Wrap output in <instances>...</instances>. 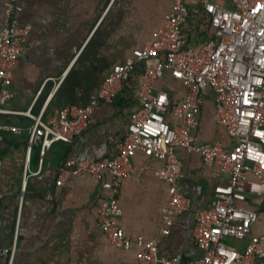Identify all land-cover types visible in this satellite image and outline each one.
<instances>
[{
  "label": "crops",
  "instance_id": "0c3cea01",
  "mask_svg": "<svg viewBox=\"0 0 264 264\" xmlns=\"http://www.w3.org/2000/svg\"><path fill=\"white\" fill-rule=\"evenodd\" d=\"M18 1L19 19L30 28L13 68L11 96L3 104L6 111L0 113V123L6 126L0 130V247L15 243L12 264H137V250L114 247L97 223L92 205L105 196L101 179L83 174L57 185L55 176L67 157L116 153L131 115L140 107L142 64L113 100L93 105L86 129L72 141H55L41 152L39 140L29 142V130L33 116L48 119L61 107L88 104L112 66L131 59L132 49L154 38L171 0ZM185 1L190 13L183 31L188 43L197 47L210 35L208 22L195 11L201 0ZM214 1L231 6L230 0ZM6 23L0 0V27ZM152 88L165 90L171 102L179 101L184 90L168 70ZM167 117L179 122L170 113ZM193 133L197 142L230 143L215 120L210 91L204 95ZM175 152L183 173L179 185L190 199L188 210L175 217L167 235L158 234L167 183L154 174L161 162L137 150L131 156L132 173L121 179L117 223L128 236L157 237L161 252L174 261H187L201 254L191 239L193 212L210 204L214 185L226 182L228 174L204 164L196 153L180 147ZM263 228L261 218L248 236L230 245L244 247ZM257 264H264V256Z\"/></svg>",
  "mask_w": 264,
  "mask_h": 264
},
{
  "label": "built area",
  "instance_id": "2783aa9c",
  "mask_svg": "<svg viewBox=\"0 0 264 264\" xmlns=\"http://www.w3.org/2000/svg\"><path fill=\"white\" fill-rule=\"evenodd\" d=\"M230 3L226 7L201 0L195 11L208 22L210 35L192 47L183 31L190 8L185 0H171L154 38L132 49L131 59L114 64L88 104L61 107L48 119L33 116L29 142L39 140L41 152L55 141L70 142L86 129L93 105L113 100L142 64L140 107L131 115L116 153L67 157L55 176L57 185L83 174L101 179L105 196L92 205L97 223L114 247L137 250V264H257L264 256V228L240 249L227 243L228 238L248 236L264 218V0ZM2 5L7 23L0 27V113L6 111L3 104L11 96L13 68L30 28L19 19L18 0H2ZM166 70L184 88L177 102H171L165 90L153 91V81ZM207 91L213 94L215 120L224 127L229 144L195 140L193 130ZM168 113L179 122L171 123ZM5 127L0 123V130ZM176 147L228 174L226 182L214 185L210 204L193 212L191 239L201 254L187 261H174L161 252L157 237L128 236L117 223L121 179L132 173L131 156L137 150L161 162L154 174L167 183L158 234L167 235L175 217L188 210L190 199L179 185L183 173ZM14 253L15 243L0 247L4 264H12Z\"/></svg>",
  "mask_w": 264,
  "mask_h": 264
},
{
  "label": "rangeland",
  "instance_id": "374dc122",
  "mask_svg": "<svg viewBox=\"0 0 264 264\" xmlns=\"http://www.w3.org/2000/svg\"><path fill=\"white\" fill-rule=\"evenodd\" d=\"M235 239H236V238H234V237L228 238V239H227V243H228V244H231V243H233V242L235 241Z\"/></svg>",
  "mask_w": 264,
  "mask_h": 264
}]
</instances>
